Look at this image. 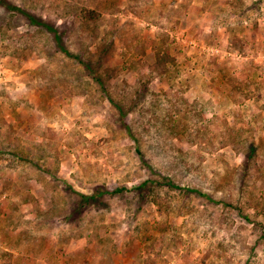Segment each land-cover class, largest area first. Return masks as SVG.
<instances>
[{"label":"rangeland","instance_id":"obj_1","mask_svg":"<svg viewBox=\"0 0 264 264\" xmlns=\"http://www.w3.org/2000/svg\"><path fill=\"white\" fill-rule=\"evenodd\" d=\"M12 1L0 264H264V0Z\"/></svg>","mask_w":264,"mask_h":264},{"label":"trees","instance_id":"obj_2","mask_svg":"<svg viewBox=\"0 0 264 264\" xmlns=\"http://www.w3.org/2000/svg\"><path fill=\"white\" fill-rule=\"evenodd\" d=\"M0 4L9 11H14L22 16H24L27 21L29 23H33L34 25H40L43 26L45 28H47L54 36L55 41L57 42V44L59 45V47L64 50L65 52L69 53L70 51L68 50V48L66 47L65 43L62 40V35L60 33V31L58 30V26L57 25H52L51 23H49L48 21L44 20L43 18H41L40 16H38L37 14H34L31 11L26 10L25 8L21 7L18 4H15L12 0H0ZM81 62H85V60L78 56ZM97 77V76H96ZM104 191V192H103ZM98 194H94V195H86L85 198L91 199L94 198V196H98L101 193H111V191L109 189H104L102 191H97ZM144 197H149V193L143 194ZM88 202L90 201H84L82 203V206L84 207L86 204H88Z\"/></svg>","mask_w":264,"mask_h":264}]
</instances>
